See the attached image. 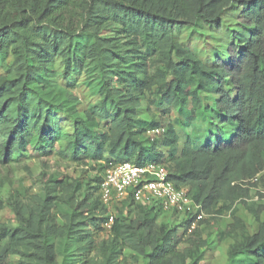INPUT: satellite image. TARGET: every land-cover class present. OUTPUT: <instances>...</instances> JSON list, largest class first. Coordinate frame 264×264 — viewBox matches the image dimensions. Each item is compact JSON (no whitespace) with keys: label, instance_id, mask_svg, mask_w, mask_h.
Returning a JSON list of instances; mask_svg holds the SVG:
<instances>
[{"label":"trees","instance_id":"1","mask_svg":"<svg viewBox=\"0 0 264 264\" xmlns=\"http://www.w3.org/2000/svg\"><path fill=\"white\" fill-rule=\"evenodd\" d=\"M231 6L240 17L229 65H208L175 40L177 26L222 28ZM108 30L114 36L104 37ZM0 70L3 163L29 147L53 155L63 112L73 133L60 152L101 170L85 191L78 180L50 176L32 198H12L17 225L0 222V264H206L208 218L194 229V219H182L176 233L173 221H159L169 218L160 205L132 196L114 204L110 238L96 239L110 218L100 184L111 164L165 165L211 219L248 205L251 187L264 186V0H0ZM74 74L97 86V102L82 114L59 84L73 88ZM204 94L217 99L205 105ZM152 107L174 111L175 126H195L196 137L180 150L170 120L146 121ZM157 128L161 136L148 135ZM62 206L60 224L54 212ZM227 264H264V222L230 247Z\"/></svg>","mask_w":264,"mask_h":264},{"label":"rangeland","instance_id":"2","mask_svg":"<svg viewBox=\"0 0 264 264\" xmlns=\"http://www.w3.org/2000/svg\"><path fill=\"white\" fill-rule=\"evenodd\" d=\"M239 17V8L231 6L223 14L222 28L218 29L203 22H198L194 27L177 26L175 27L174 38L208 65H229V48L237 45L232 39V34L239 27ZM103 36L111 37L114 36V33L108 30L104 32ZM7 62L9 63L10 59ZM3 72L0 70V73ZM72 80L76 83L73 88H68L67 83L61 80L59 84L62 89H67L78 97L80 101L78 109L82 114L97 102V86L96 83L92 84L86 81L85 75L82 74H74ZM230 82L227 80L225 87L233 96L235 95L234 89ZM216 99L217 96L214 94L211 96L202 95L205 105H211V101ZM164 111H167V108L152 107L146 121H161L162 125L166 127L170 120L175 126L173 119L177 117V114L174 111L168 114ZM57 117L63 131V139L53 155L42 156L37 150L29 147L20 158L9 163H3L0 158V222L16 226V216L9 204L11 199L27 200L32 198L33 195L41 192L44 179L50 176L67 178L69 181L78 180L82 184L81 191H85L88 186L94 187L93 179L101 174L100 168L96 167L95 162L91 160L72 161L60 152L59 148L61 151L65 149V137L73 133V126L72 119L67 114L59 112ZM175 127L180 135V150H182L188 136L196 137L194 134L195 126H191L186 131L177 125ZM102 130H106V127H103ZM246 201L248 205L238 201L234 206V212L225 211L219 207L220 210L214 214L212 219L211 215L206 214L209 221L201 226L203 237L209 240V246L205 250L206 264H227V253L230 247L236 241L241 240L244 235L255 234L259 229L260 222H264V186L261 183L251 187V199ZM110 210L113 212L114 208H110ZM67 211L66 206L55 210L54 214L60 218V224L64 221L61 214ZM169 215V213L165 215L169 218L160 217L159 221H173L172 223L176 224L175 232L178 233L180 227L176 226L179 225L182 218L185 217L188 220V217L181 215L172 218ZM234 218H237L238 222H235ZM225 233L228 235H224ZM95 237L98 241L106 240L110 238V232L108 229H103L97 231ZM127 255L128 257L132 256L130 253ZM90 257L93 258L94 256L91 255Z\"/></svg>","mask_w":264,"mask_h":264},{"label":"built area","instance_id":"3","mask_svg":"<svg viewBox=\"0 0 264 264\" xmlns=\"http://www.w3.org/2000/svg\"><path fill=\"white\" fill-rule=\"evenodd\" d=\"M164 131V128H157L151 130L148 135L158 137ZM252 181L256 182L257 178ZM100 193L103 202L110 208L130 196L138 203H156L170 216L178 214L194 219L192 229L198 226L199 221L207 218L202 205L196 203L186 188L176 187L169 179L167 167L156 162L144 165L133 162L111 164L103 174ZM113 223L114 212L110 210V218L105 227L110 230Z\"/></svg>","mask_w":264,"mask_h":264}]
</instances>
